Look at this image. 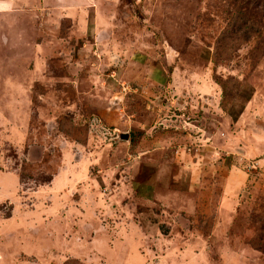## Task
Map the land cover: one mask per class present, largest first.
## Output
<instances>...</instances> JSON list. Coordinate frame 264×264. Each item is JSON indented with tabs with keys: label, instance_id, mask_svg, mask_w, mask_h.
I'll return each mask as SVG.
<instances>
[{
	"label": "rangeland",
	"instance_id": "374dc122",
	"mask_svg": "<svg viewBox=\"0 0 264 264\" xmlns=\"http://www.w3.org/2000/svg\"><path fill=\"white\" fill-rule=\"evenodd\" d=\"M262 38L264 0H0V264H264Z\"/></svg>",
	"mask_w": 264,
	"mask_h": 264
},
{
	"label": "trees",
	"instance_id": "16d2710c",
	"mask_svg": "<svg viewBox=\"0 0 264 264\" xmlns=\"http://www.w3.org/2000/svg\"><path fill=\"white\" fill-rule=\"evenodd\" d=\"M234 7L235 11L229 18L228 26L222 31L215 42V48L212 58L215 64L220 63L223 58L231 61L232 54L237 52L239 48H241L245 44H248L252 40L251 34L253 32V16H250L246 9L242 10L239 8V6ZM263 43L264 38H262L261 44L256 47L251 53L250 60L252 62L253 68L258 64L262 54L264 53V46L262 45ZM220 85L223 88V96L226 100L228 98L226 85H224L223 83H221ZM71 127L73 131H78L79 135H73L72 131H69L70 133L67 134L73 136L78 143L85 145L87 142L86 136L88 125L81 123L75 125L73 122H71ZM61 131L64 133L67 132L64 125L62 126ZM135 140L136 136H134V138L132 139L133 143L135 142ZM263 224V222H259L258 231L263 230Z\"/></svg>",
	"mask_w": 264,
	"mask_h": 264
},
{
	"label": "water",
	"instance_id": "95a60500",
	"mask_svg": "<svg viewBox=\"0 0 264 264\" xmlns=\"http://www.w3.org/2000/svg\"><path fill=\"white\" fill-rule=\"evenodd\" d=\"M119 139L122 141L129 142L130 141V134L129 133H118Z\"/></svg>",
	"mask_w": 264,
	"mask_h": 264
}]
</instances>
